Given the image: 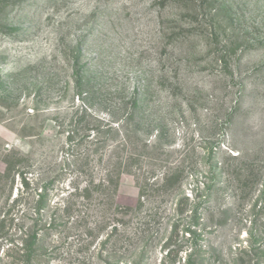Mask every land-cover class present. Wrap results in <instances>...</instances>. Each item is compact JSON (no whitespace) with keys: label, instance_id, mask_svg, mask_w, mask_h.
Wrapping results in <instances>:
<instances>
[{"label":"rangeland","instance_id":"1","mask_svg":"<svg viewBox=\"0 0 264 264\" xmlns=\"http://www.w3.org/2000/svg\"><path fill=\"white\" fill-rule=\"evenodd\" d=\"M25 233L264 264V0H0V264Z\"/></svg>","mask_w":264,"mask_h":264},{"label":"trees","instance_id":"2","mask_svg":"<svg viewBox=\"0 0 264 264\" xmlns=\"http://www.w3.org/2000/svg\"><path fill=\"white\" fill-rule=\"evenodd\" d=\"M13 243V242H12ZM44 247V239L37 234L25 233L18 246L12 244L5 252V264H40L38 251ZM241 263L244 261L240 259Z\"/></svg>","mask_w":264,"mask_h":264}]
</instances>
